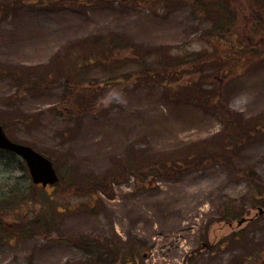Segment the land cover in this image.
<instances>
[{"label": "rangeland", "instance_id": "1", "mask_svg": "<svg viewBox=\"0 0 264 264\" xmlns=\"http://www.w3.org/2000/svg\"><path fill=\"white\" fill-rule=\"evenodd\" d=\"M173 1L0 0V121L62 178L34 187L20 163L0 155V264H98L74 245L83 236L103 256L113 253L114 264H264V215L237 227L258 214L255 190L205 150L218 147L223 117L186 88L216 87L234 115L264 118V0H231L233 32L224 41L207 37L221 18ZM104 39L112 58L89 65V44ZM238 47L245 62L228 59ZM135 48L163 58L217 50L232 76L210 61L193 77L184 64L181 81H150ZM113 88L126 103L100 102ZM87 92L101 96L90 103ZM127 152L184 171L149 185L131 173L118 180ZM239 157L264 179V132ZM13 186L21 200L12 203ZM14 231L24 235L10 241ZM202 243L216 248L200 250Z\"/></svg>", "mask_w": 264, "mask_h": 264}, {"label": "trees", "instance_id": "2", "mask_svg": "<svg viewBox=\"0 0 264 264\" xmlns=\"http://www.w3.org/2000/svg\"><path fill=\"white\" fill-rule=\"evenodd\" d=\"M190 0H174L172 5L174 3H180V4H187ZM193 3V6L200 7V11L203 10L207 16L208 14H214L216 17L221 18V20L213 25V27L208 32L207 37H209V41H224V37L227 35H232L233 32V26H232V16H235V12L233 10H230V4L231 1L227 0L225 3L221 1L215 2V0H191ZM264 9V6H263ZM263 24L262 28H264V17L262 16ZM257 28V27H256ZM256 30V29H253ZM264 30V29H263ZM205 35V36H206ZM106 39V38H105ZM103 41H96L94 40L93 44H89V53H91V57H89V65H93L94 62H100L99 59L103 56L106 60H110L112 56L110 54L113 52V46L109 43L110 41L105 40ZM125 45V44H124ZM92 46V47H91ZM116 48L121 49L125 48L127 46H121L116 43ZM80 48H83V45H80ZM238 51L240 50V53L234 54V56L229 55L228 59H231L234 57L236 61H243L245 62V58H243V54L245 52L241 51V48H237ZM137 52L138 54L141 52V61L140 64L143 66L141 68L143 73H146L151 80H160L165 82H172V81H181L183 77L186 75L187 68H184V64L191 68V74L188 73V77H193L194 73L198 72L197 67H199L202 62H212V64H215L218 62V59L220 61H225L226 58L223 56H215V53L217 50L211 51V53L206 52H197L193 54L188 55H179L174 56L171 55L169 58V53H167V57L163 58L162 56L154 54L152 51H146L142 48H138L133 50ZM103 58V59H104ZM110 58V59H109ZM173 65V70L170 71V67L167 68V66ZM218 65L215 68L217 71H221L223 68L224 70L222 73H224L225 79L229 80L230 76H232V73H229L230 70L224 68L222 62H218ZM81 66V65H80ZM81 70V69H80ZM135 74H131L130 78H133ZM194 83V84H193ZM191 85L187 86L186 88L192 92L194 95V99L196 101H200V103H203L201 101H205V105H207L209 108H212L214 111L219 113L223 118V128L221 129V138H219L220 143L218 147H215L213 150L210 149L207 150L210 152V156L214 157L215 160H218L220 163L227 164L231 170L234 172V175L238 179H244L247 181L249 186L255 190V197L256 201L254 204L256 205H264V179L261 178L256 170L250 166L245 165L241 158L239 157L240 150L245 148L247 145L253 142L254 139H256L258 136H260L264 132V118L263 117H257L254 119H245L240 114H233L232 111L228 107V102L224 103L223 100H219V91L216 87H213L212 90L209 92L208 90L204 89L203 87L199 86L200 82H193ZM67 85L69 87H74L73 81H68ZM94 90V89H93ZM90 91V89H89ZM190 92V94H191ZM89 102L92 103L93 101H98L99 99H96L95 97H100L101 95L93 93H89ZM175 96V95H174ZM198 96L199 98H197ZM177 98V97H176ZM199 103V104H200ZM0 124H2V121H0ZM3 125V124H2ZM8 157L9 162H15L17 164L20 163L21 169H23L25 172H28L24 163L14 157L13 154L0 152V155H3L5 158ZM122 164L120 165V169L124 172L120 174V179H126L129 177L130 173L131 175H136L140 180L146 181V183L150 182V180L155 181L156 178H162V177H172L174 174L178 172L184 171V167H178L177 169H173L172 167H169V163L163 162V161H157L155 159L151 160H138L137 153L134 152H127L125 157L122 159ZM1 163V162H0ZM169 167V168H168ZM151 178V179H150ZM18 180V179H14ZM60 184H58L59 186ZM34 186V185H33ZM104 186L102 183H96L94 186ZM35 187V186H34ZM38 188V187H37ZM84 192L89 191V185L86 187V189H83ZM20 189H16L15 186L12 187L9 193V197L11 202L14 200H19L20 198ZM21 200V199H20ZM6 202V197H5ZM13 203V202H12ZM42 209V213H45L47 210V205L43 206L41 205L39 207ZM29 213V210L26 209V211H23V215H27ZM42 215V214H41ZM242 215V214H239ZM45 218H47L46 215H44ZM224 221H227L230 223V221L226 218V216L223 218ZM37 224L39 222V219L35 221ZM45 231V230H44ZM14 235V237H12ZM23 235L22 233H12L11 238L17 239L19 236ZM235 236V235H233ZM84 236L81 239H77L75 242L78 243V248L81 249L84 253H88L89 255H92L93 260L99 262L98 264H114L118 260V258L115 257L113 253H110L109 255L103 256L105 252V248L98 245L96 241L89 242L87 240L83 239ZM90 239V238H89ZM231 242H236L235 240L237 238L232 237ZM73 240V239H70ZM109 245H112V242L109 243ZM108 254V252H106ZM264 250H261L259 252V256L261 257V261L264 262ZM117 256V255H116ZM115 257V258H114ZM258 264H261L259 262Z\"/></svg>", "mask_w": 264, "mask_h": 264}, {"label": "water", "instance_id": "3", "mask_svg": "<svg viewBox=\"0 0 264 264\" xmlns=\"http://www.w3.org/2000/svg\"><path fill=\"white\" fill-rule=\"evenodd\" d=\"M0 149L13 152L26 161L32 181L35 184H42L43 187H46L47 185H54L59 181V176L51 160L30 146L10 140L1 125ZM242 222L240 221L239 224H242Z\"/></svg>", "mask_w": 264, "mask_h": 264}, {"label": "clouds", "instance_id": "4", "mask_svg": "<svg viewBox=\"0 0 264 264\" xmlns=\"http://www.w3.org/2000/svg\"><path fill=\"white\" fill-rule=\"evenodd\" d=\"M101 103L109 105L112 103H126V97L123 92L119 89H110L105 96L101 97Z\"/></svg>", "mask_w": 264, "mask_h": 264}]
</instances>
